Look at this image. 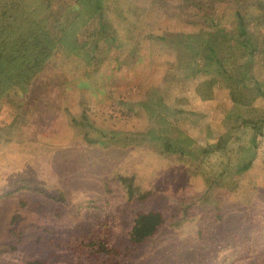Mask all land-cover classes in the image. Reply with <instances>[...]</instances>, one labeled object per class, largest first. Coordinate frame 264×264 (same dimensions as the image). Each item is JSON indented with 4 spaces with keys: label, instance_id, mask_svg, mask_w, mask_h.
Here are the masks:
<instances>
[{
    "label": "rangeland",
    "instance_id": "obj_1",
    "mask_svg": "<svg viewBox=\"0 0 264 264\" xmlns=\"http://www.w3.org/2000/svg\"><path fill=\"white\" fill-rule=\"evenodd\" d=\"M231 5L244 4L108 0L116 39H94L91 22L69 45L97 42L100 65L60 48L26 90L0 96V264H264V123L261 136L250 122L225 134L233 113L264 117V99L231 106L216 74L181 65L202 39L224 45L205 17ZM175 32L199 41L172 48ZM253 69L264 81V55ZM181 130L195 141L184 155L153 138ZM219 134L224 147L205 151ZM151 210L163 223L131 242L136 213Z\"/></svg>",
    "mask_w": 264,
    "mask_h": 264
},
{
    "label": "trees",
    "instance_id": "obj_2",
    "mask_svg": "<svg viewBox=\"0 0 264 264\" xmlns=\"http://www.w3.org/2000/svg\"><path fill=\"white\" fill-rule=\"evenodd\" d=\"M237 1L244 5L239 8L231 5L224 12H212L205 17V22L210 23L208 32L215 38H221L224 45L202 39L200 41L203 48L198 51L197 57L188 64L181 65L192 74H216L219 88L226 94L222 93L223 99H228L231 106H244L251 105L258 98L264 99V81L255 75L253 69L256 58L264 55V1ZM106 2L108 0H57L56 5H53V0H0V96H4V92L14 86L26 90L32 78L41 73L51 54L59 53L60 48L66 47L67 52L76 54L84 47L83 58L89 63L93 61L100 65L102 59L94 54L98 48L97 42L92 41L87 43L88 46L81 47L78 44L72 45L70 49L69 45L75 39L76 32L87 29L91 22L94 25L88 30L94 39L98 40L99 35H109L111 40L116 39L113 27L104 19L102 13ZM52 7L54 11L51 10ZM164 40L172 48L181 50L192 49L196 45L194 41H199L197 36L185 35L183 32L170 33ZM97 70L95 68L94 71ZM156 102L151 97L146 102V107L150 108ZM161 107L163 105L158 108ZM175 112L181 113V110ZM190 112L194 113L191 110ZM219 113L223 118L231 115L228 103ZM232 116L237 122L228 128L226 136L230 130L241 128L247 122L253 124L252 129L256 136L262 135L258 124L264 123V117L257 121H243L241 114L233 113ZM180 134L182 137L176 141L167 136L164 141L156 135L153 138L159 140L162 150L184 155L189 150L183 145L189 146L195 141L183 130ZM225 134H219L216 141L204 150L208 152L223 148L227 141ZM250 165L251 162L248 161L243 164L242 169L245 170ZM129 185L128 182L127 191L131 192ZM162 223L163 215L158 210L136 213L129 232L130 241L142 242ZM98 246L105 250L101 240Z\"/></svg>",
    "mask_w": 264,
    "mask_h": 264
},
{
    "label": "crops",
    "instance_id": "obj_3",
    "mask_svg": "<svg viewBox=\"0 0 264 264\" xmlns=\"http://www.w3.org/2000/svg\"><path fill=\"white\" fill-rule=\"evenodd\" d=\"M250 114H251V113H250ZM250 116H251V115L245 114V115H243V118L250 117ZM254 118H255V119H258L259 117H258V118L253 117V118H251V119H254ZM255 119H254V120H255Z\"/></svg>",
    "mask_w": 264,
    "mask_h": 264
}]
</instances>
